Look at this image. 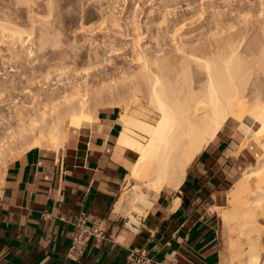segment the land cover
I'll use <instances>...</instances> for the list:
<instances>
[{"label":"bare ground","instance_id":"obj_1","mask_svg":"<svg viewBox=\"0 0 264 264\" xmlns=\"http://www.w3.org/2000/svg\"><path fill=\"white\" fill-rule=\"evenodd\" d=\"M19 1L27 3L28 0ZM96 1L99 4L96 7L101 10V0ZM155 1L164 3L159 9L162 20L171 22L172 29L169 30L172 36L176 35L178 29H183L177 24L184 15L179 18L173 9L167 10L168 2ZM227 1L209 5L213 8L208 16L211 24L207 23L201 32L204 40L198 46L186 48L183 42L164 56L167 52L157 43L155 53L161 55L152 56L140 45V34H135L131 47L137 48L133 50L140 63L136 83L122 92L114 87L107 88L108 93L115 95L107 104L119 108L116 145L119 151L133 154L128 162L126 180L132 185L120 195L115 211L128 210L133 219L130 211L144 213L162 188L178 187L190 163L226 125L239 132L243 144L250 139L257 146L255 162L223 197L220 213L229 251L227 264H264V245L261 243L264 235V12H259L262 18L258 19L256 31L253 30L258 35L255 34L254 41L253 36L252 44L246 41L250 46L241 51L240 46L244 47L241 39L254 25H249L247 20H243L245 26L240 27L230 23L231 16L238 14L245 5ZM46 2L42 5L52 14L57 6L52 5L53 0ZM111 14L109 23L120 28L117 17ZM166 15L172 18L169 20ZM134 17L133 14V19L129 18L132 31L139 29ZM33 23L25 28L11 20H0V37L12 45L24 46L28 40L34 43L37 36ZM48 33L53 37L48 43L54 44L56 33ZM44 36L45 32L36 38L37 49L47 44ZM180 36H186V33L181 32ZM27 51L32 53L31 48ZM8 59L11 60L9 63L15 64L11 55ZM10 70L14 71L13 67ZM141 83L146 88L139 97L136 91ZM67 92L59 95L53 91L46 101L42 99L40 108L19 111L14 129L0 139V161L4 162L0 167V181L6 166V151L13 150L12 144H18L15 148L19 149V154L33 147L56 150L67 139L68 126H81L94 119L100 104L96 96H100L101 89L96 90L94 96L89 90L73 85Z\"/></svg>","mask_w":264,"mask_h":264},{"label":"crops","instance_id":"obj_2","mask_svg":"<svg viewBox=\"0 0 264 264\" xmlns=\"http://www.w3.org/2000/svg\"><path fill=\"white\" fill-rule=\"evenodd\" d=\"M118 114L117 107L100 106L92 121L67 127L58 149L33 147L7 161L0 264H132L140 253L144 264L228 263L219 209L253 161L256 144H243L238 131L223 126L181 184L162 188L144 213L130 211V219L128 210L115 211L133 156L116 145ZM80 213L103 235L91 237L73 260L66 254Z\"/></svg>","mask_w":264,"mask_h":264},{"label":"rangeland","instance_id":"obj_3","mask_svg":"<svg viewBox=\"0 0 264 264\" xmlns=\"http://www.w3.org/2000/svg\"><path fill=\"white\" fill-rule=\"evenodd\" d=\"M46 1L28 0L27 3H21L18 0H0V20H11V23L25 28H29L30 24L34 22L37 37L42 36L44 32L46 36H49H44L43 39L47 41V44L40 49H37V37L33 39L34 43L31 40L25 41L24 46L17 43L12 45L8 43V40L0 37V139L7 131L14 129L19 111L40 108L42 99L46 101V98L51 95L49 93H53V91L62 95L63 92L68 93L67 91H70L73 85H78L79 89H87L90 94L95 96L96 90L101 89L100 96H96V100L100 102L97 107L109 106L107 103L111 102L115 95L108 93L107 88L114 87L115 90L122 92L129 90L137 81L140 63L134 55V50L137 48L131 47L135 42L133 39L136 37L135 34H140V45L146 47L152 56L161 55V53H155L157 43L161 44L167 52L164 56H168L173 52L175 45H181L183 42L186 43V48L198 46L204 40L201 32L206 29L207 23L211 24L208 22L210 20L208 16L212 13L213 8L209 5L221 3V0H214V2L212 0H163L166 1L165 4L169 3V7H167L169 12L173 9L172 11L180 15L179 18L184 15L181 18V23L177 24L183 29H178L179 32H176L173 37L169 30L172 29L171 22L165 20L167 22L165 23L161 17L162 12L159 10L160 4L163 2L157 3L155 0H146L145 2L142 0H101V11L96 7L99 5L96 0H53L54 3L50 0L52 5L57 7L53 8L52 14H49L46 6L42 5ZM229 1L245 5L240 11L238 10V14L233 12L230 23H235L234 26L240 27L245 26L243 20H247L249 25H254L251 29L252 32L250 30L249 34L247 33V36L245 35L246 37L241 39V45L244 47L240 46L239 49L243 51L250 46L247 42L250 41L252 44L258 35L255 31L259 26L258 19L260 21L262 18L259 12H264V0H241L242 2L228 0L227 2ZM200 12L202 13L200 14ZM110 14L117 17L121 24L120 28L109 23ZM133 14L134 20L139 24V29L136 31H132V25L129 22L131 21L129 18H132ZM204 17L206 18L203 19ZM167 24L170 25L169 28L166 27ZM119 29H121L120 32ZM253 30H255L254 33ZM50 31L57 35L54 44L48 43L49 39V41L53 39L52 36L47 35ZM181 32L186 33V36H180ZM170 36L175 39L172 40ZM253 36L255 37L253 38ZM2 40L4 41L2 42ZM30 48L32 53L27 51ZM9 55L12 56V61L16 65L9 63L11 61L8 59ZM12 67L14 71L10 70ZM145 88L143 83L139 85L141 92L136 91L139 97L145 92ZM142 100L145 103V100ZM16 146L18 144L14 143L11 145L13 150L6 151L5 163L14 155L19 154V149L15 148ZM254 160L250 165H253ZM3 163L0 161V167H3ZM130 188L131 185L127 184V188L124 187L122 192ZM220 212L221 208L219 209L221 218ZM221 223L224 228L222 218ZM224 232L225 228L223 229L225 235ZM224 238L226 237L224 236ZM261 243L264 245L263 236Z\"/></svg>","mask_w":264,"mask_h":264},{"label":"built area","instance_id":"obj_4","mask_svg":"<svg viewBox=\"0 0 264 264\" xmlns=\"http://www.w3.org/2000/svg\"><path fill=\"white\" fill-rule=\"evenodd\" d=\"M102 235V230L95 223L88 224L86 215L80 213L73 223L67 257L73 260L77 259L86 248L91 237L96 238ZM141 255L142 253L137 256L132 255L130 259L132 264H144L145 259Z\"/></svg>","mask_w":264,"mask_h":264}]
</instances>
